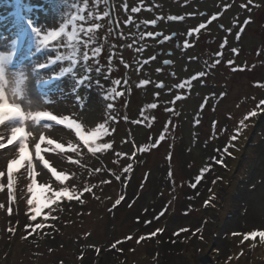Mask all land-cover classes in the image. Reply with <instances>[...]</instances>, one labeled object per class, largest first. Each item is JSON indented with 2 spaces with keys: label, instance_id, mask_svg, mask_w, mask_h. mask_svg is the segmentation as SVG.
<instances>
[{
  "label": "rangeland",
  "instance_id": "obj_1",
  "mask_svg": "<svg viewBox=\"0 0 264 264\" xmlns=\"http://www.w3.org/2000/svg\"><path fill=\"white\" fill-rule=\"evenodd\" d=\"M241 1L112 0L119 27L117 37L111 30L108 15L104 16L107 9L105 0H100L98 4L93 3V0H67L63 20L57 19V12L52 6L53 0H25L23 15L34 19L37 26L46 25L45 31L70 20L73 15L86 17L85 28L96 23L101 25L94 33L89 34L93 39L90 55L92 47L99 46L102 49L98 57L99 65L93 60L88 64L93 68L92 80L99 79L106 87L101 89L93 83L91 88L81 87L80 95L83 97L81 104L89 116L102 115L107 103H113L111 115L114 120L109 123L108 135L101 140L110 143L112 147L92 154L78 141L74 131L62 129L61 126L54 127H60L62 132L46 133L42 129L46 137L66 146L71 143L79 147L78 153L70 152L66 147L62 155L65 157L66 167L75 173L73 180L77 194L83 191L85 185L92 188V197L89 196L91 202L87 201L83 208L74 211L76 202L73 201L68 206L65 203L67 200L61 199L59 205H50L54 209L51 215L56 219L49 217L45 222L42 218L48 212V207H43L47 189L40 185L46 180L40 179L43 175L42 166H37L35 193L42 211L35 223H45V228L37 231L42 233L48 224L60 226L57 234L59 239L55 242L61 240V244L54 247L46 240L32 244L31 241L24 240L21 233L23 217L29 211L26 203L29 194L26 184L23 187L20 185L19 174L24 173L27 180V173L24 168H19L14 173L16 182L13 186L11 214L7 211L9 200L6 195V176L2 177V189L5 192L2 202L5 207L0 209V264H264V245H237L231 241L226 242L227 237H224L228 225L234 232L242 230L233 239L237 243L244 229L264 231V105H260V101L264 100V64L251 67L250 71L254 73L250 72L249 77H231L226 71L229 67L224 70L216 63L220 59V64L224 65L225 60H231L235 54L240 56L243 47H251L257 43V40L245 34L246 31L242 36ZM132 7H139L141 10L133 13ZM15 12L14 0H0V33L6 37L16 38ZM177 15L185 19H168ZM213 15L217 18L209 23ZM97 17L100 19H96ZM151 19H156L157 24L144 23ZM201 22L207 25L206 29L189 36L188 29L198 27ZM80 23L79 20L76 21L77 29ZM220 25L223 27L220 28ZM67 31L71 32V25ZM148 31L162 35H142ZM237 33L240 34L239 38ZM163 35H168L171 39L161 43ZM214 36L220 43L219 37L227 38L225 46L228 47L229 55L223 54L222 59L217 56L222 51L221 48H215L212 41ZM78 38L87 39L79 32ZM185 40L188 41L187 47ZM10 47L9 43L8 48ZM80 47L82 50V46ZM34 48V40L27 45L18 42V55L9 66L10 72L15 70L17 75L20 71L28 72L29 52H34ZM233 48L237 51L233 52ZM49 49L42 50L36 59H32L31 66L37 60L45 62L48 58H55L57 54L68 56L74 52L67 36L62 37L58 44H50ZM152 56L156 59L151 60ZM239 58L242 59L241 56ZM145 60H148L147 64L143 63ZM164 61L171 63L165 64ZM126 64L128 67H125ZM66 66L68 61L65 60L43 71L40 77L33 73L31 83L26 84L35 88L37 79H48L54 70ZM96 66L101 67L99 75L94 71ZM157 68L161 71L157 72ZM200 71L205 72L206 76L192 80L191 87H176ZM105 74L109 76L107 81L104 80ZM115 79L121 81L116 87L123 95L111 101L106 100L103 97L107 88L112 86L111 81ZM141 79H148L150 83L140 85ZM72 83L74 82L67 76L61 82L65 96ZM159 83L165 86L158 89L156 85ZM47 87L44 85L39 91L43 94ZM157 92L160 93L159 96L156 95ZM177 95L182 99L176 100ZM69 99L74 101V97ZM150 104H155L156 108L148 107ZM69 109L65 114L75 113L81 120L84 119L85 113H81L79 105H69ZM249 111H256L257 115L248 117L244 121L247 126L237 134L239 122ZM94 126L87 125L89 129ZM39 134L38 131H33L36 139ZM57 134H61V138H55ZM161 135L164 140L159 139ZM233 135L237 136L236 140L231 139ZM31 140L32 138L29 139L30 142ZM30 142L29 152L35 161ZM241 144L242 159L237 166L243 170L239 173L241 179L248 182L233 190L234 185L230 189L224 182L232 177V168L239 159L240 153L237 151ZM224 148L231 154L224 155V163L218 164L215 161L220 158ZM8 149H12V146H8ZM8 154L10 158L12 153ZM49 155L45 154V158ZM68 156L72 160H79V164H70ZM234 157L237 159L232 160ZM135 161L138 163H134ZM168 162L174 169L179 186V192L173 198L166 183ZM107 163H114L123 170L125 176L121 184L114 181L109 184V170L105 169ZM129 164L132 165L131 169L125 171ZM97 169L100 171H96ZM205 169L207 170L203 171ZM4 170L6 172V161ZM142 175L147 183L139 190L137 183ZM192 175L200 176L203 191L200 199L189 188L187 179H191ZM93 181H100L107 187L108 196L105 199L99 198L98 187L90 185ZM62 186L71 189L73 184L64 181ZM119 197H123V200L113 207ZM203 199L213 208H203ZM240 208L242 211L239 214ZM80 211L82 219L78 224L61 217V214L70 217L74 214L77 217L76 213ZM9 228L13 231H9ZM155 229H160V233L150 238L153 251L147 243L145 250L149 248V251L146 253L135 250L128 262L121 260L118 250L112 252L111 245L118 241L116 238L139 232L146 235ZM179 231H182L179 237L183 236L186 242L183 244L184 253L183 250H167V236ZM170 242L172 245L171 240ZM163 243L167 248L162 247ZM132 244L131 241L128 245ZM80 249L83 250V255L79 260L77 255Z\"/></svg>",
  "mask_w": 264,
  "mask_h": 264
},
{
  "label": "snow or ice",
  "instance_id": "obj_2",
  "mask_svg": "<svg viewBox=\"0 0 264 264\" xmlns=\"http://www.w3.org/2000/svg\"><path fill=\"white\" fill-rule=\"evenodd\" d=\"M100 0H93V3L98 4ZM251 3V0H249ZM67 0H53V9L57 12V19L63 20V13L66 10ZM14 6L16 9L15 15L17 16L16 22V38H10L4 36L3 33H0V178L6 176L7 182V197L9 200V206L7 211L9 214L12 213L13 209L11 206V200L13 197V186L16 182L14 173L18 171L19 168H24L27 173V180L24 178V173H20L19 183L23 187L26 184L27 193L29 194L26 200V203L29 207V220L36 221L37 217L41 215L42 206L40 201L36 197L35 185L37 184V166L41 167V172L43 173L40 176V179L46 180L45 183L41 184L40 187L47 189V195L45 196V204L43 207H48V212L43 214V219L45 222L51 217L52 220H55L56 217L51 215L54 211L50 205H58V202L61 199L66 198L68 201L73 199H79V195H82L83 192H92V188H89L87 185L83 187V192L79 195L77 194L76 188L74 186L73 177L75 173L71 171L70 168L66 167L64 164L65 157L62 155L65 152L67 147L70 152H79V147L69 143L67 146L64 143H60L57 140L46 137L42 129H52L54 126H61L62 129H68L74 131L75 136L78 138L79 142H82V146L86 147L88 152L96 154L97 152H103L112 147L110 143L101 142L102 137L107 136L109 133V123L114 120V117L111 115L113 110V103L109 102L106 105V109L99 116H89L87 115V110L81 101L83 97L80 95L81 87L91 88L93 83L98 88L104 89L105 84L101 83L99 79L95 81L91 78V73L93 68L89 66L88 62L93 60L99 65L98 57L102 51L101 47L96 46L91 48V55L89 52L90 46L93 43L92 36L90 33H94L95 29L101 27L100 24H93L91 27H84V22H86V17L83 15H73L70 20L59 23L57 27H53L45 31L44 26H37V22L32 18H26L23 15L25 11V0H14ZM127 8V4H125ZM141 9L139 7H132L131 12L137 13ZM31 11V9H28ZM91 15V14H89ZM108 13L105 12L104 16H107ZM216 15L211 17V21L216 20ZM96 19H100L97 17ZM131 18H129L130 20ZM173 21H183L185 17L183 16H171L168 18ZM79 20L80 26L77 29L76 21ZM145 24L156 25L157 20L151 19L144 21ZM245 24L249 23L248 20H245ZM71 25V32L67 31V28ZM207 25L203 22L199 23L198 27H192L188 29L187 34L193 36L194 34L200 33L202 29H206ZM223 27V26H221ZM229 31H231L229 29ZM78 32L83 33L87 39H79ZM142 35L147 37H159L162 33H154L153 31H148ZM239 38V33L236 34ZM67 36L71 46L74 48L72 55H62L57 54L55 58H48L45 62H39L37 60L34 66H31V60L36 59L39 56L40 52L44 49H49L50 44L56 42L57 44L61 41L62 37ZM171 39L168 35H163L161 43L169 41ZM35 41L34 52H29V71H20L17 75L16 71L13 70L10 72L9 66L13 63V58L17 57L18 42L27 45L31 41ZM9 43L11 45L8 48ZM185 47L188 46V41L184 42ZM227 44V38H225L224 45ZM82 46V50L81 47ZM8 48V50H4ZM51 50V49H49ZM233 52H236L237 49L233 48ZM222 53H217V56H221ZM151 60H155L156 57H150ZM68 61V66L60 67L58 70H54L52 75L48 79L36 80V87H28V84L31 83V77L33 73L36 77H40L41 73L45 70L53 68L57 65L58 62ZM111 60V57H109ZM219 59L216 60V63H220ZM144 64L148 63V60L143 62ZM165 64H170L171 61H164ZM231 64L232 62L229 61ZM125 67H128L126 64ZM94 71L99 75L101 74V67L96 66ZM111 69H109V72ZM157 72L161 69L157 68ZM174 75V74H173ZM70 77L74 82L70 86V91L67 96H65L64 90L61 87V82L65 77ZM206 76V73L200 71L196 75L192 76L190 79L185 80L182 84L176 85L177 88H183L185 85L191 87L192 80ZM11 77V79L9 78ZM109 76L104 75V80L107 81ZM127 81H125V84ZM150 81L148 79H141L139 81L140 85H148ZM121 84L119 79L111 81V87L107 88L106 95L103 97L106 100H114L118 96H122L123 92H118L117 87ZM44 85H47V90L45 93L39 91ZM10 86V87H9ZM165 85L159 83L156 85L158 89H162ZM10 93V94H9ZM157 96L160 95L159 92L156 93ZM223 95V94H221ZM69 97H74V101L69 99ZM176 100H181L182 97L177 95ZM53 105V110L48 109V105ZM79 105L81 113H85L84 119L81 120L80 117H77L75 113L72 114H54V113H65L69 112V105ZM260 105H264V100L260 101ZM150 108H156L155 104L148 105ZM203 107V105H201ZM257 115L256 111H249L247 116L241 120L240 127L237 129V134L240 130L246 127L245 120L248 117H255ZM97 120H103V122H97ZM198 122V121H197ZM88 124H94L92 128H88ZM39 126V127H37ZM33 131H38L39 137L38 140L33 136ZM32 138V144L34 147L35 161L33 156L29 152V139ZM160 140H164V136L161 135ZM232 140H236L237 136L233 135ZM42 144L45 145L42 147ZM8 146H12V149H8ZM14 150V154L9 158V152ZM45 154H50L48 158H45ZM227 148H224L223 153L220 154V158L215 162L218 164L224 163V155H230ZM67 160L70 164H79V160H72L71 156L67 157ZM6 161V172L5 168ZM132 165L129 164L125 171L131 169ZM207 169L203 170L206 171ZM96 171H100L97 169ZM203 171L201 175H203ZM116 179L119 180L120 177L116 176ZM200 176L196 177L198 181ZM64 181H68L69 184H73V187L70 189L67 186H62ZM56 182H60L57 184ZM107 183V181H103ZM3 184L0 183V188H3ZM195 185H193L194 187ZM123 197L116 200L113 207L119 205ZM83 203V201H80ZM207 203V202H206ZM4 204H0V209L4 208ZM147 223V222H146ZM25 228H31L32 232H35L39 229L45 228V223H35L34 225L28 224L25 225ZM9 231L13 229L9 228ZM159 231V230H158ZM151 235H156L155 232ZM259 236L261 240H264V231L252 232L245 236V239H248L249 236L256 237ZM130 239V237H126ZM143 239V237H141ZM116 243H120L117 241ZM112 247H116L115 244ZM99 251V249H97Z\"/></svg>",
  "mask_w": 264,
  "mask_h": 264
},
{
  "label": "trees",
  "instance_id": "obj_3",
  "mask_svg": "<svg viewBox=\"0 0 264 264\" xmlns=\"http://www.w3.org/2000/svg\"><path fill=\"white\" fill-rule=\"evenodd\" d=\"M253 147H256V146H253ZM237 152L240 153V156H239V159L237 160V162L236 161L234 162V166H233L234 168H232V177L229 180L224 182V183H226V187L230 188V189L234 185L235 187H234L233 190L241 188L242 185L245 186L247 184V182H248L247 180H242L241 179V177L239 176V173L241 171L243 172V170L241 168H238V166H237L238 162L242 159V152H243L242 144L239 147V150ZM234 159H237V158L234 157L232 160H234ZM137 163H138V161H137ZM105 169L109 170V172L107 174V176L110 177L109 184L112 181H114V183H116L118 185L121 184L122 179H124L125 173L123 172V170L119 169V166H116L114 163H112V164L107 163V164H105ZM167 173H168V175L166 177L167 188H168V191H169L170 195L173 198L174 194H178L179 186H178V180L174 176V173H175L174 169H173L172 165L170 164V162H168ZM116 176H119L120 179L117 180ZM133 178H135V176H133ZM232 178H234V179H232ZM137 181H138V179L135 181V183H137ZM187 182L189 183V188L191 189V192L193 194H197L195 197L200 199L202 197V194H203V191H201L202 190V184L200 182V179L197 181L196 180V176L192 175L191 179H187ZM146 183H147V179L145 178V176H143V175L140 176L139 181L137 183V188H139V190H140V188H144ZM90 185L99 188L97 190V192H98L99 198L101 200L105 199V197L108 196L107 187L105 188V186H104V184L102 182L93 181V183L90 184ZM193 185H195V186L193 187ZM244 189L246 190L247 188L244 187ZM241 191H242V189H241ZM228 193L229 192H227V194ZM236 193H238V192L236 191ZM89 196L92 197L90 192H83L82 195H79V199H73L71 201L67 200V204H68V206H71L73 201L76 202V207L73 209L74 211H76L75 209L83 208L87 201L91 202V200L89 199ZM118 199H120V197ZM81 200L83 201V203L80 202ZM206 202H207V200H205V199H203L201 201V204H202L203 208H209V207L213 208L212 205L208 206L209 203L208 202L206 203ZM222 205H223V203H222ZM241 211L242 210L240 208L238 210L239 214L241 213ZM243 211H244V209H243ZM67 212H69L68 209H67ZM79 213H81V211L76 213L77 217L74 214H72V217L67 216L66 214H61V217L64 218L65 220H69L71 222H74V223L78 224L79 220L82 219L80 217ZM28 224L34 225L35 221H30L29 220V214L28 215L25 214L24 217H23V226H22L21 233H22V238L24 240H27V242L31 241L32 244H35V243H39L42 240H44V241L46 240L45 242H50L51 246H54V247L57 246L58 244H61V243H59L61 240H58V242H55L56 239H59L57 237V234L59 233L60 226L47 225V228L45 229V231L40 233L38 231L32 232L31 228L26 229L25 225H28ZM66 224H68V223L66 222ZM136 224H140V223H136ZM230 228L231 227L228 225V227L226 228L228 231H226L225 234H224V237L225 236L227 237L226 242L231 241V243H235L237 245H241V244L242 245L243 244L244 245L255 244L256 246L264 245V240H257V239L256 240H254V239H252V240L245 239L244 242L237 243L235 240L233 241V239L237 238L238 233L240 231H242V230H240L239 232H234V231L230 230ZM243 231L244 232H248V231H252V230L244 229ZM153 232L158 234V233H160V229H155V230L152 231V233ZM179 233H182V231H179V232L173 233V234L170 233L169 236H167L168 237L169 247L167 248L165 246V243L162 244V247H166L167 250H170V251L183 250V244L186 243V242L183 240V236L179 237L181 235ZM85 236L88 237V234H86ZM154 236L151 235V233H148V234L144 235V234H142L140 232L139 233H131L129 235H124V236L116 238V240H118L120 243H115L114 242L113 244H115L116 247H112L111 250H112V252L118 250L119 256L121 255L123 257V260L128 262V258L133 257L134 256L133 254H134L135 250H137V249L140 250L141 252H146L147 253L149 251V248L147 250H145L146 249L145 247H146L147 243L149 244L148 247H151L150 249L153 251V247L150 244L151 243L150 242V238L154 237ZM126 237H130V239H126ZM141 237H143V239H141ZM170 240L172 241V245H170V243H171ZM131 241L133 243L132 246L128 245ZM184 251L185 250H183V253H184ZM180 252H182V251H180ZM82 255H83V250L80 249L79 252H78L77 258L80 260ZM163 264H164V262H163Z\"/></svg>",
  "mask_w": 264,
  "mask_h": 264
},
{
  "label": "flooded vegetation",
  "instance_id": "obj_4",
  "mask_svg": "<svg viewBox=\"0 0 264 264\" xmlns=\"http://www.w3.org/2000/svg\"><path fill=\"white\" fill-rule=\"evenodd\" d=\"M241 9H242V21H243V33L242 36L248 34L255 40L257 43L253 44L251 47L242 48L240 59L238 54H235L233 58L227 59L224 62V65L219 63V67L230 69L226 70L230 73L231 77H249V73L252 72L251 67H257L264 64V0H242L241 1ZM245 20H248L249 23L245 24ZM221 28V25L219 26ZM218 37V36H217ZM221 43L216 38L213 37L212 41L215 44V48H221L222 55L220 58H224L229 55L227 48L225 45L221 47L225 38L219 37ZM227 45V44H226ZM261 53L263 54V59H261ZM220 60V59H219ZM229 61L232 63L230 64ZM254 73V72H252Z\"/></svg>",
  "mask_w": 264,
  "mask_h": 264
},
{
  "label": "bare ground",
  "instance_id": "obj_5",
  "mask_svg": "<svg viewBox=\"0 0 264 264\" xmlns=\"http://www.w3.org/2000/svg\"><path fill=\"white\" fill-rule=\"evenodd\" d=\"M48 108H51V109H53V105H51V104H49L48 105ZM55 114H58V113H55ZM62 114H65V113H62ZM264 117V116H263ZM263 117L261 118V120L263 119ZM45 130V132L46 133H48V131H63V130H61L60 129V127H53L52 129H44ZM46 133L44 134L45 136H46ZM61 138V134H57V136L55 137V138ZM37 140H38V138H37ZM30 142V141H29ZM30 145H31V147H32V149H34V147H33V144H32V140H31V142H30ZM42 147H44V145L42 144ZM29 150H30V148H29ZM11 153H12V155L14 154V150L13 151H11ZM0 183H1V178H0ZM4 198H5V192H4V189H2V188H0V204H3V200H4ZM1 214H2V212H1ZM245 241V236H244V234H241V236L238 238V243H241V242H244ZM242 245V244H241ZM244 245V244H243Z\"/></svg>",
  "mask_w": 264,
  "mask_h": 264
},
{
  "label": "water",
  "instance_id": "obj_6",
  "mask_svg": "<svg viewBox=\"0 0 264 264\" xmlns=\"http://www.w3.org/2000/svg\"><path fill=\"white\" fill-rule=\"evenodd\" d=\"M106 5H107V13L109 14V18H110V23L112 25V30L114 32V34L118 37V26L115 22V17L113 14V5H112V1L111 0H106Z\"/></svg>",
  "mask_w": 264,
  "mask_h": 264
}]
</instances>
